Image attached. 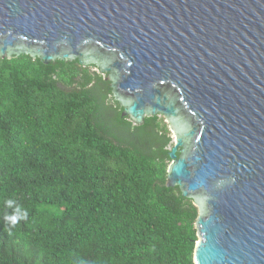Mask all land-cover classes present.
Returning <instances> with one entry per match:
<instances>
[{
    "label": "water",
    "instance_id": "95a60500",
    "mask_svg": "<svg viewBox=\"0 0 264 264\" xmlns=\"http://www.w3.org/2000/svg\"><path fill=\"white\" fill-rule=\"evenodd\" d=\"M77 60L121 114L162 115L194 264H264V0H0V57Z\"/></svg>",
    "mask_w": 264,
    "mask_h": 264
},
{
    "label": "trees",
    "instance_id": "16d2710c",
    "mask_svg": "<svg viewBox=\"0 0 264 264\" xmlns=\"http://www.w3.org/2000/svg\"><path fill=\"white\" fill-rule=\"evenodd\" d=\"M105 75L0 57V264H194L197 209L165 183L168 124H133Z\"/></svg>",
    "mask_w": 264,
    "mask_h": 264
},
{
    "label": "clouds",
    "instance_id": "9594fccd",
    "mask_svg": "<svg viewBox=\"0 0 264 264\" xmlns=\"http://www.w3.org/2000/svg\"><path fill=\"white\" fill-rule=\"evenodd\" d=\"M13 204H14V201H12V200L6 201L7 206H12ZM4 219L11 226H15L21 219H27V212H24L21 215L20 214V208L17 205L16 209L14 210V213L11 215H5ZM9 234H11V232H9Z\"/></svg>",
    "mask_w": 264,
    "mask_h": 264
},
{
    "label": "rangeland",
    "instance_id": "374dc122",
    "mask_svg": "<svg viewBox=\"0 0 264 264\" xmlns=\"http://www.w3.org/2000/svg\"><path fill=\"white\" fill-rule=\"evenodd\" d=\"M169 147H171V146H169Z\"/></svg>",
    "mask_w": 264,
    "mask_h": 264
}]
</instances>
